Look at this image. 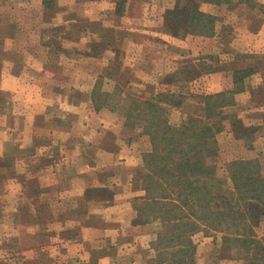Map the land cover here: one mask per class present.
I'll return each mask as SVG.
<instances>
[{
	"label": "crops",
	"instance_id": "1",
	"mask_svg": "<svg viewBox=\"0 0 264 264\" xmlns=\"http://www.w3.org/2000/svg\"><path fill=\"white\" fill-rule=\"evenodd\" d=\"M119 1L95 0V3L98 11L106 15L105 27L145 36L141 44L127 42L132 49L128 57L122 58V54H118L120 49L110 45L94 57L79 53L82 60L79 63L66 60L67 54L63 52L64 56H60L58 62L50 61L48 67L44 58L38 70L30 64L23 67L18 59L5 60L0 65V151L9 145V151L17 153L28 144L25 153L42 154L49 160L43 167L50 172V205L53 207L50 218L64 219L61 224L51 225L54 229L50 228V234L55 232L56 235L50 241V249L64 251L62 264H168L158 258V223L143 220L137 208L144 190L138 186L135 176L142 168L141 155L150 150V139L139 128L126 125L121 115L96 109L92 91L96 89L97 80L108 74L106 67L111 60L118 64L116 69L119 65L122 68L118 75H122L124 68L129 69L120 85L125 90H137L144 97L157 91H186L189 88L186 82H177L172 74L184 57L181 51L187 53L190 39L176 37L169 30L164 13L172 4L171 0L135 3L128 0L125 18L115 19ZM257 1L260 4L247 8V15L238 22L232 20L233 8L215 20L212 38L235 46L224 50L216 67L207 65L209 68L204 74L187 82L188 85L197 83L193 91H225L232 88L229 74L225 77V73L248 66L247 59L264 62V0ZM199 8L217 14L212 1L201 0ZM97 36L102 39L101 35ZM118 40L112 36L110 41ZM222 57L226 59L221 61ZM263 66L254 67L243 79L245 92L218 113L220 118L224 111L238 114L239 119L246 116L247 125L251 122L249 116L256 118V127L246 135L249 141H244L245 145L240 143L241 155L237 156L257 157L262 174ZM257 90L262 92L259 97ZM230 128L225 124L221 132L231 133ZM24 140L27 142L23 145ZM43 140L47 146L42 145ZM58 229L69 234L60 239ZM214 245L210 239L197 245L196 264H243L237 259H218Z\"/></svg>",
	"mask_w": 264,
	"mask_h": 264
},
{
	"label": "rangeland",
	"instance_id": "2",
	"mask_svg": "<svg viewBox=\"0 0 264 264\" xmlns=\"http://www.w3.org/2000/svg\"><path fill=\"white\" fill-rule=\"evenodd\" d=\"M127 1L122 0L123 3L119 5V10L116 11L118 16L115 19L125 18L123 15L127 9ZM137 1L139 0H134V3ZM180 1L184 2L185 0H171L172 4L168 10L169 18L177 26L178 33L175 36L188 37L190 41L187 43V53L181 51L184 57L174 70L172 79L177 80V82H186V87L189 88L184 92L182 90L176 92L157 91L162 96V102L165 103L169 122L178 126L183 125L190 115L202 117L205 112L203 105L206 101L200 94L207 93L193 91L192 89H196L197 83L193 84L191 82V85H188L187 82L204 74L209 68L207 65L216 67L215 65H218L220 56L226 52L225 49L235 46L224 41H215L212 35L184 34V28H178V26L183 24L186 14L182 11V17H180L174 10L176 3ZM194 1L200 3L198 0ZM233 1L230 4L214 2L216 16L221 17L229 8H233L234 19L232 18V20L238 22L237 20L240 17L247 15V8L260 4L257 0L242 1L239 4H237V1ZM240 4H243L244 8L239 6ZM96 7L95 0H0V65L4 64L3 61L5 60L18 59L22 61L23 67L30 64L38 70L43 66L44 58L48 67L50 61L52 63L58 62L60 56H64V53L67 54L66 60L79 63L82 61L79 60V53L82 52L84 55L93 54L94 57L95 54L105 52L110 45L119 48L118 54L121 53L123 58L128 57L132 51L130 46L127 45L129 40L139 44L144 42L146 38L141 33L135 32L133 34L132 31H116V29L105 27V23H108L106 15L103 16L104 13L98 11ZM262 10H264V5ZM222 31H225V27ZM97 34L105 40H101ZM106 36L110 38L107 40ZM112 36L117 37L119 40L116 43L110 41ZM225 59L222 57L221 61ZM71 62L69 63L71 64ZM109 63L106 67L108 74L102 75L97 80V89L92 91V95L95 90L99 96L102 94V100L98 101L100 103L96 109L110 110L112 114L121 115V120H124L127 117L126 113L131 101L134 99L143 101L148 98V94L144 97V94L142 95L137 90L123 89L120 85L127 77L129 69L124 68L123 72L121 71L122 75H118L120 74L118 70L122 69L121 66L119 65V69H116L118 64H115V61L111 60ZM246 63L248 67H255L259 64L264 65L261 59H247ZM43 70L45 71V69ZM233 70L224 75L227 77L226 74H229L231 81ZM230 84L233 87V83ZM198 87L201 88V86ZM243 91L244 87L242 86L238 90L227 91L224 94H222V91L216 93L227 97V101L230 103L228 106H230L238 100V95L242 94ZM261 93L257 90L258 97ZM221 97L219 96L217 99L220 100ZM2 98L6 99V96ZM216 102L218 103V101ZM217 109L218 107L215 106L212 111H217ZM237 116L238 114L224 111L222 118L215 114L209 120L211 125L221 127L220 131H217L214 135L218 145L215 161L221 167L226 160L241 155L240 143L245 145L244 141H249L243 134L245 132L249 133L256 127L258 122L254 120L256 118L249 116L251 122L247 125L246 116L244 119H239ZM232 121L238 123L236 129L232 128ZM225 124L231 127V133L221 132ZM137 126L140 130L142 129L141 126ZM219 132L221 133L218 134ZM26 142L24 140L23 145ZM39 142L42 143V141ZM42 145L47 146L48 143L44 141ZM27 146L28 144L22 146L23 148L20 147L17 153H11L9 145L6 149L0 151V264H62L64 251L61 248L50 249V241L56 235L55 232H52L54 235L50 234V228L54 229L51 225L54 223L55 225L61 224L64 219L55 218L52 220L50 218V211L53 208L50 205V172L43 167L49 163V160L42 154L25 153ZM151 147L150 143V150L143 152L141 155L142 168L135 176L138 186L141 187L144 186V176L149 171V165H145V159L151 151ZM144 195L142 198H144ZM254 216H256L255 213L250 216V224L253 226L251 235H254L260 243H255L257 246L255 244L251 245L250 249L244 246L245 236L232 231L222 233L212 228H200L190 232L187 237V246H190L191 257H193L191 264H196L197 245L205 239H210V242L215 244L214 252L218 259H237L243 264H253L256 249L260 246L264 247V229H261L262 224H264V215H261L257 223H251ZM154 220L158 223L161 232H167L164 237L167 241L175 242L177 240L176 237L179 234L176 227L164 226L158 219ZM56 231H60V239L69 234L63 232L62 229ZM223 235H225V238L222 237ZM170 254L172 257L179 258V260L182 257L181 252L173 250V247L168 256ZM163 256L165 255H160V257ZM179 264L190 263L187 260H181Z\"/></svg>",
	"mask_w": 264,
	"mask_h": 264
},
{
	"label": "trees",
	"instance_id": "3",
	"mask_svg": "<svg viewBox=\"0 0 264 264\" xmlns=\"http://www.w3.org/2000/svg\"><path fill=\"white\" fill-rule=\"evenodd\" d=\"M209 1L226 4L234 2ZM235 1L239 4L250 0ZM182 2H177L174 7L180 17L182 11L186 14L185 21L178 28H184V34H214L215 20L218 17L202 11L197 1ZM121 3L122 0L119 5ZM168 10L169 8L164 13L166 23L171 33L177 36V26L169 18ZM253 70L254 67L248 66L235 68L232 72L233 87L222 91V94L241 88L243 79ZM222 94H200L206 101V105H203L204 115H190L181 126L169 122L165 103L159 92L143 101L132 100L128 105L127 117L122 120L128 126H141V132L150 139L152 147L145 159L149 171L144 176L142 186L145 195L137 208L145 221L158 219L164 226L176 227L179 235L175 242L164 238L166 231L158 234V258L168 264H179L181 260H187L191 264L193 257L190 246H187V237L190 232L200 228L244 235V246L249 249L251 245L260 243L251 235L253 226L250 224L252 213L256 216L251 223H257L261 215H264V174L260 160L257 157H234L226 160L222 167L215 161L218 145L214 135L221 127L211 125L209 120L223 106L230 104ZM101 95L96 90L92 95L95 107L102 100ZM219 96H222L220 100L217 99ZM215 106L218 107L217 111H212ZM232 125L233 129L238 127V123L234 121ZM247 134L245 132L244 137ZM222 237L225 238V235ZM172 247L181 252L180 260L171 254L168 256ZM255 253L253 264H264V247L260 246ZM163 254L165 256L160 257Z\"/></svg>",
	"mask_w": 264,
	"mask_h": 264
}]
</instances>
